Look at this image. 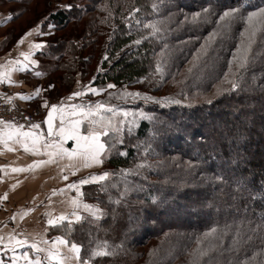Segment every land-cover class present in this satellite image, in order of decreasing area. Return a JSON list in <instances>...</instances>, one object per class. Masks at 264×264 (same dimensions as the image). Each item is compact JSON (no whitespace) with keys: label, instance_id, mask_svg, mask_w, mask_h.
Segmentation results:
<instances>
[{"label":"trees","instance_id":"trees-1","mask_svg":"<svg viewBox=\"0 0 264 264\" xmlns=\"http://www.w3.org/2000/svg\"><path fill=\"white\" fill-rule=\"evenodd\" d=\"M52 1L38 25L55 26L39 75L60 74L63 97L90 81L111 116L96 173L108 176L79 193L96 215L50 232L81 245L90 264H264V26L237 71L245 23L220 20L264 0ZM3 2L15 6L11 22L32 0Z\"/></svg>","mask_w":264,"mask_h":264},{"label":"crops","instance_id":"crops-1","mask_svg":"<svg viewBox=\"0 0 264 264\" xmlns=\"http://www.w3.org/2000/svg\"><path fill=\"white\" fill-rule=\"evenodd\" d=\"M21 37L6 44H3L5 35L0 39V92L1 95L4 94L5 96L10 97L11 100L16 102L15 104L18 103V105L21 107L42 111L45 109V107H40V105H42L45 100L49 101V106L51 103L58 104L57 100H54L53 93L57 91L60 92V89H57L59 84H56L54 81L47 80V75L40 76L37 75V73H34V71H32L30 68V65L33 63H29L27 70L20 69L18 62L23 61V56H21L22 52L30 53L29 61L35 60L39 62L41 58L35 54L36 48L33 41L35 39H33V36H30L29 40L24 39L23 44L18 43ZM49 84L53 85L54 87H48ZM37 88H40L41 90L39 96L36 95ZM19 94H23V96H29L31 99L25 100ZM59 97L61 99L63 98L61 95H59ZM47 109L48 108H46V111ZM63 112L65 119L68 120L70 115L67 117V108H65ZM76 119L80 118L76 117ZM34 123H38L40 127L42 124V127H44L43 122L35 121ZM87 123H89V121L82 119L80 125L81 135L88 134L90 130L89 127L91 126ZM59 124L60 117L57 115L54 125V134L52 136H47L46 132L44 133L42 130L40 131L41 128L34 130L35 132L42 134L40 142L37 143L35 148L33 147L31 139L24 140L23 143H17L15 139L9 141L6 137L4 139H0V159L7 161V164L13 163V165L10 164L8 167V165L5 166V164L0 161V176L6 175L7 177L9 176L11 178L14 176L20 177V182L10 180V186L15 185L16 192H20L23 189H28L34 186V184L30 185V180L28 177H30L32 180L39 179L37 182L41 183L42 188H46V182L49 183L48 180L52 175H54V171L57 172L56 175L58 176L64 175L67 177V183H64V185H70L73 183V179L76 178V175L73 174L72 170L73 168L76 169L72 165L74 161H80L89 167L90 162L92 161L85 160V158L79 154L69 155L71 150L75 147V141L73 140H65L63 143V148L67 149L68 153L63 155H56L54 153L51 157L47 155V152H52L53 150L51 148L46 149L43 142L47 141L48 143H51L60 139L59 136L55 135V132L58 131ZM13 127H15V124H13ZM84 127L86 128L83 129ZM1 129L7 131L8 125H2ZM21 130L27 131L23 129ZM29 130H31L30 127ZM35 161H43V163L37 164ZM65 161H67L66 164ZM58 163L59 165L61 164L60 167L58 166L59 168H56V170L51 168ZM13 169H23V171H14ZM11 171L15 172V174L10 173ZM66 171L67 174L64 173ZM77 176L86 177V175L79 174ZM5 184L6 185H3V187H5V193L9 195V188H7L8 183L5 182ZM64 190L70 195V198L73 199L67 200L64 198L63 200L57 202L43 198L40 202L35 201L31 203L23 202L24 199L5 201V204L3 205L5 208L22 207L23 203L24 210L21 208L20 210H16L13 213L10 211L11 215L7 217L8 222L0 217V236H3L5 241H7V238L12 235L15 238L27 239L29 243L35 242L40 248L57 249L59 250L60 258L50 261L47 258V251L37 254L35 250L29 249L27 246L24 248L18 247V255L23 251H28L29 259L35 260L37 257H39L41 264H61V261L65 258V254L69 256L73 255L68 252V248L53 243L56 237H62L63 239L65 238L58 233L50 232V225L48 224L49 220H53L54 224L67 221L76 222V216L78 215L80 217V212H82V210L78 208L81 204L79 201L81 200V194H79L80 190L77 191L76 189L70 188L68 186L65 187ZM36 191L38 192L39 189H36ZM25 208H27V211ZM34 208H44V211H42L43 215L38 212L33 214ZM15 213L17 215H14ZM61 216L64 217L63 220H59V217ZM14 223H16V225ZM5 224L7 226H5ZM44 241H47V244L43 243ZM11 257L12 253H5L2 249H0V261H3L4 264H11ZM21 264H23V261H21ZM70 264H74V261L70 262Z\"/></svg>","mask_w":264,"mask_h":264},{"label":"snow or ice","instance_id":"snow-or-ice-1","mask_svg":"<svg viewBox=\"0 0 264 264\" xmlns=\"http://www.w3.org/2000/svg\"><path fill=\"white\" fill-rule=\"evenodd\" d=\"M66 9L67 8H72L74 7V5L68 4L64 6ZM133 11H138L137 9H134ZM195 16H198L199 13L194 14ZM226 18H232V19H236L239 18L242 21H244L245 23V31L241 32V45L242 47L237 48V54L233 55V61L237 62V71H239L240 69L245 68V63L247 61V52L251 46V43L253 41V38L256 35V31H257V25H261L264 26V5L262 6H257L255 7L254 11H248L247 15H243L241 13V10L239 8H229L228 10L224 11L223 14L220 16V20L223 21ZM9 19H11V17H9ZM137 23H139V21H137ZM151 25H146L145 27H150ZM55 26L51 25L50 26V30L53 29ZM245 32L248 33V37L247 40L244 39L245 37ZM29 33H26L25 35H27ZM43 34V33H41ZM262 38H264V35H262ZM18 43L23 44L24 43V38L21 37L20 40L18 41ZM134 43H136L137 45H139L141 43L140 40H136L134 41ZM42 46L41 44H36L35 48L40 49ZM21 56H23V61H19V67L22 70H27L29 63H38V61L32 60L29 61V56L30 53H21ZM105 60L108 59L107 55L104 57ZM195 57L193 61H190L189 63L192 64L194 66V61H195ZM231 67H232V62H229V69L231 71ZM156 71L160 72V66L157 65L156 67ZM189 72L192 71V68L190 67L188 69ZM37 75H39V73H37ZM228 73L225 74V76H227ZM48 87H54L53 85L49 84ZM108 88H113L115 87V85L113 84H109L107 85ZM231 87L233 89L237 88L238 85L237 83L233 82L231 84ZM40 88L36 89V95L39 96L40 95ZM88 91L96 94L98 91H100L99 89L95 88V87H89ZM225 91H228V89H225ZM22 96L23 99L25 100H29L31 99V97L29 96H23V94H19ZM82 93L80 91H76L73 92L71 94L70 97H68V99H72L74 97H79L81 96ZM131 95H135V96H140V93H134ZM146 100H153L155 98L153 97H148L145 96L144 97ZM174 103H179V101H173ZM209 103H211V100L208 101ZM40 107H45L48 108L49 107V101L45 100L44 103L42 105H40ZM97 108H104L103 104H97L96 105ZM64 105L61 104H56V103H51L50 104V110L47 112V118L44 121V123H46L47 125V129H48V135L52 136L54 134V128H53V121H54V114L59 115L60 117V124H59V128L58 131L55 132V135L59 136V140L58 141H53L51 143H48L47 141H44V147L46 149L51 148L53 151L52 152H47V155H49V157H51L54 153L56 155H63L65 153H68V150L63 148V143L65 140H73L75 141V147L71 150V153H69V155H81L85 158V160H90L94 163H102V158H101V153L104 150L105 145L100 141V136L101 135H105L106 133L104 132V128L107 127V125L103 124L102 122L99 125V128H91L88 132L87 135H81L80 133V125L82 122V119L85 116H92L93 112L92 109L89 108L87 110V112H85L80 105H69L68 106V110L71 113V116H76L77 115V109H81L79 115H80V119H68L66 120L64 117V112L63 109ZM125 115H127V113H125ZM0 123H4L6 125H8V129L7 131H5L4 129H0V139H4L5 137L7 138V140H13L15 139L17 143H23L24 140H28L31 139L33 147L35 148L37 143L40 142V138L41 135L40 133L35 132L34 130L40 128V125L38 123H31L30 124V129L29 131H22L21 129H23V125H15V127H13V124L11 121H0ZM26 147V145H25ZM35 163L39 164V163H43V161H35ZM14 171H23V169H13ZM106 176H108V172H104L102 176L96 177V176H92L89 178H84V179H80L77 182H74L70 185H68V187L70 188H74L77 191H79V187L78 185H87L90 182L96 181L97 179L103 180ZM65 179H67V177H65ZM222 181L223 177L221 175H216L215 177H209V181ZM239 183V182H238ZM85 207H88L87 205H85ZM64 217L61 216L59 217V220H63ZM76 219L79 220L80 217L77 215ZM49 225H53L54 221L53 220H49L48 221ZM213 232L215 231V229L212 230ZM43 243L47 244V241H44ZM54 244H59L62 245L66 248H68V252L73 254L72 256H69L67 254H65V258L64 260L61 261V264H70V262L74 261V264H90L89 260L84 259L80 253H81V245L77 244V243H70L68 240L63 239L62 237H56L53 241ZM69 243H70V247H69ZM25 246H27L29 249L35 250L36 253H40V252H44L47 251L48 253V259L51 260H57L60 258V253L59 250L57 249H45V248H40L38 246L37 243L32 242L29 243V241L27 239H19V238H15L12 235H10L7 238V241H5V238L3 236H0V249H2L5 253H12V257H11V264H21V261H23V264H41V260L39 259V257H37L35 260L33 259H29V252L28 251H23L21 253H19V255L17 254V248H24ZM0 264H4L3 261H0Z\"/></svg>","mask_w":264,"mask_h":264},{"label":"rangeland","instance_id":"rangeland-1","mask_svg":"<svg viewBox=\"0 0 264 264\" xmlns=\"http://www.w3.org/2000/svg\"><path fill=\"white\" fill-rule=\"evenodd\" d=\"M49 1V3H51V6H47V2ZM55 1V0H54ZM53 1L52 0H32V2L29 3L28 5V9L25 12H21V16H19L17 18V20H11V22H6V18L10 15V13L8 12V9L15 7L13 4L8 3V2H3V4L0 5V39L2 38V36L7 34H12L13 38L11 40H8L9 42H12L15 39L19 38V35L21 32H24V30L29 29V31L31 32L30 34H23L21 36H23L24 39L29 40L30 36H33V40L34 41V46L36 44H41V48L37 49L35 51V54L37 56H40V60L38 63H33L30 65V68L32 69V71H34V73H39L41 74L42 72L46 71V67H47V59L45 60V58L41 55V51L43 49V45L44 43H46L47 41V35L49 33H51L50 27L48 28V30H45L44 32H42L41 30L38 32V25L40 24V22L44 19V17L46 16V13H49L50 11H53ZM58 5V3H57ZM19 14V15H20ZM89 15V14H88ZM17 16V15H16ZM29 31L27 33H29ZM43 33V34H41ZM63 32H58V35H62ZM18 35V36H17ZM28 36V37H27ZM8 42V43H9ZM80 76V75H79ZM78 76V77H79ZM47 80H51L54 81L56 84H59V86H57V89H60L62 86V83L60 81V74L58 75V73H53V74H49L46 76ZM78 85H77V89H75V91H80L82 93L81 96L79 97H74L72 99H68V97L71 96V94L68 95V97H63L62 99L59 97V95H62L61 93H59V91L53 93V97L54 100H57L58 105L59 104H63L64 108H67V117L68 115H70V117L68 119H76L77 118H81L79 113L81 111V109H77V115L76 116H71V113L68 110V106L69 105H80L81 108L87 112V110L89 108L92 109V116H85L83 119L89 121V124L91 127H89V129L91 128H99L100 123L102 122L103 124H107L109 123V119H110V108L106 105H104V108H97L96 105L99 104V100H98V95L101 93V91H98L96 94H93L91 92L88 91V88L90 87V81H83L81 77H79V79L77 80ZM74 91V92H75ZM3 94V93H2ZM0 98H2V100H7L12 102L13 104H15L16 102H14L13 100H11L10 97L5 96L4 94L1 95L0 92ZM62 100V102H61ZM97 100L99 102H97ZM101 103V102H100ZM15 105H18L15 104ZM19 106V105H18ZM28 109V108H26ZM33 117L35 118L36 121H40L42 122L43 119V115H44V111H46V108L42 111H37L36 109H28ZM109 111V112H107ZM73 117V118H72ZM0 121H4L1 120ZM12 124L15 125H23V130H29V126H27L24 122H12ZM2 125H5L4 123H0V129L2 128ZM40 131L42 130L45 133V129L44 127H40ZM88 129V130H89ZM39 131V132H40ZM42 132V133H43ZM104 132H106V128H104ZM49 136V135H47ZM0 161L6 165H8V167L10 166V164L13 165V163H9L7 164V161H3L2 159H0ZM67 163V161H65V164ZM2 164V165H3ZM63 165V162H62ZM76 169H72L73 170V174L76 175V178H74L73 183L77 182V180L80 179H84V178H89L92 176H96L99 177L101 175L96 174L97 171L100 169L101 167V163L97 164L94 162H90L89 167L80 162V161H74L72 164ZM61 166V164H55L53 168L54 170H56V168H59ZM5 168V167H4ZM2 168V169H4ZM10 173H14L15 172H10ZM67 174V171L64 172ZM63 173V174H64ZM57 172L54 171V175H52L49 178V183L46 182V188H42L41 187V183H38L37 180H32L30 177H28V179L30 180L29 183L30 185L34 184V186H32L31 188L28 189H23L20 192H16V188L15 185L10 186V180H15L17 182H20V177L14 176V177H7L6 175H1L0 176V217L2 219H4L5 221L8 222L7 217H9V215H11L10 211L15 212L16 210H20L21 208H23V203H22V207H6L3 206L5 204V201L7 200H22L24 199L23 202L25 203H31V202H35V201H42L43 198L47 199V200H52V201H60L63 200L64 198L69 200V199H73L70 198V195L67 194V192L64 190L65 187H67L68 185L64 183H67V179H65V176H58L56 175ZM86 175V177L83 176H77V175ZM13 176V175H10ZM23 178V177H22ZM40 178V176H39ZM99 179H97L96 181H98ZM5 182L8 183L7 188H9V195L5 193V187H3V185H6ZM14 182V181H13ZM28 183V184H29ZM36 183V184H35ZM23 184V183H20ZM25 185V184H23ZM21 185V186H23ZM81 186L82 185H78V187H80L79 189L81 190ZM36 189H39V191L37 192ZM65 192V193H64ZM81 202V204L79 205L78 208H80V210H82L83 212L85 211H89L91 212V214L96 215V209L93 207H90V205L88 204V202H86V200H84L81 197V200H79ZM2 203V204H1ZM16 205V204H14ZM85 205H87L88 207H85ZM27 211V208H25ZM43 209V210H42ZM34 208L33 209V214L35 213H41L42 211H44V208ZM31 210V207H30ZM18 213V212H17ZM14 215H17L16 213ZM43 215V214H42ZM6 222V224H7ZM5 224V226H7ZM16 225V223H14ZM14 227V226H13Z\"/></svg>","mask_w":264,"mask_h":264},{"label":"built area","instance_id":"built-area-1","mask_svg":"<svg viewBox=\"0 0 264 264\" xmlns=\"http://www.w3.org/2000/svg\"><path fill=\"white\" fill-rule=\"evenodd\" d=\"M0 119L11 122H24L29 127L31 123L36 121L29 110L10 101L2 100V98H0Z\"/></svg>","mask_w":264,"mask_h":264},{"label":"water","instance_id":"water-1","mask_svg":"<svg viewBox=\"0 0 264 264\" xmlns=\"http://www.w3.org/2000/svg\"><path fill=\"white\" fill-rule=\"evenodd\" d=\"M49 110H50V106L48 107L47 111H45L46 113H45V115H44V117H43V126H44V128H45V132H46L47 135H48V129H47V125H46V123H44V121H45L46 118H47V112H48ZM56 117H57V115L54 114L53 128H54V125H55V119H56Z\"/></svg>","mask_w":264,"mask_h":264}]
</instances>
